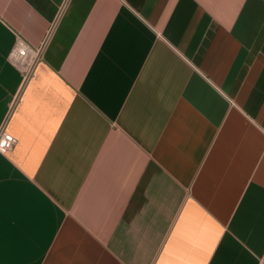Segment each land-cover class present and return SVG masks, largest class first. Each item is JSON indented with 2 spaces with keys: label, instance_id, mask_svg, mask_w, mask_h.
I'll list each match as a JSON object with an SVG mask.
<instances>
[{
  "label": "crops",
  "instance_id": "1",
  "mask_svg": "<svg viewBox=\"0 0 264 264\" xmlns=\"http://www.w3.org/2000/svg\"><path fill=\"white\" fill-rule=\"evenodd\" d=\"M3 126L0 264H264V0H0Z\"/></svg>",
  "mask_w": 264,
  "mask_h": 264
},
{
  "label": "built area",
  "instance_id": "2",
  "mask_svg": "<svg viewBox=\"0 0 264 264\" xmlns=\"http://www.w3.org/2000/svg\"><path fill=\"white\" fill-rule=\"evenodd\" d=\"M45 40L36 47H31L24 41L18 42L11 52L9 60L24 68L25 78L32 75L36 65L41 61ZM16 139L6 131L5 126L0 130V153H7L13 149Z\"/></svg>",
  "mask_w": 264,
  "mask_h": 264
}]
</instances>
